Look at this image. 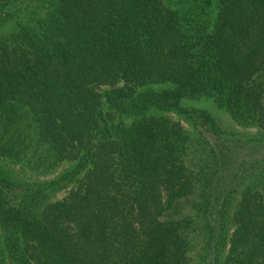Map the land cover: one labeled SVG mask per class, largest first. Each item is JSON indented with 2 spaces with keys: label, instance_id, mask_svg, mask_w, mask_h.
<instances>
[{
  "label": "trees",
  "instance_id": "1",
  "mask_svg": "<svg viewBox=\"0 0 264 264\" xmlns=\"http://www.w3.org/2000/svg\"><path fill=\"white\" fill-rule=\"evenodd\" d=\"M0 264H264V0H0Z\"/></svg>",
  "mask_w": 264,
  "mask_h": 264
},
{
  "label": "rangeland",
  "instance_id": "2",
  "mask_svg": "<svg viewBox=\"0 0 264 264\" xmlns=\"http://www.w3.org/2000/svg\"><path fill=\"white\" fill-rule=\"evenodd\" d=\"M223 112H216V114L220 117H222L221 119L223 120L225 125H229L230 127H233V123L229 120V118L226 115H221ZM246 131L250 134H257L258 130L254 129V128H246Z\"/></svg>",
  "mask_w": 264,
  "mask_h": 264
}]
</instances>
